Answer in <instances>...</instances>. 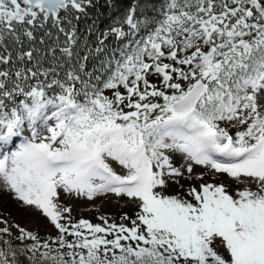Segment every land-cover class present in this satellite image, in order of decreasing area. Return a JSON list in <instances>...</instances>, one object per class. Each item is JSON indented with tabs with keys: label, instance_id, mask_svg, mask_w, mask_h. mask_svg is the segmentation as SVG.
Wrapping results in <instances>:
<instances>
[{
	"label": "snow or ice",
	"instance_id": "1",
	"mask_svg": "<svg viewBox=\"0 0 264 264\" xmlns=\"http://www.w3.org/2000/svg\"><path fill=\"white\" fill-rule=\"evenodd\" d=\"M0 194V264H264V0H0Z\"/></svg>",
	"mask_w": 264,
	"mask_h": 264
},
{
	"label": "rangeland",
	"instance_id": "2",
	"mask_svg": "<svg viewBox=\"0 0 264 264\" xmlns=\"http://www.w3.org/2000/svg\"><path fill=\"white\" fill-rule=\"evenodd\" d=\"M195 170L198 173L203 169L196 168ZM126 199L127 198L118 199L115 197H100L94 201H88L86 199L75 200L72 202L73 216L77 219L84 218L89 219L93 223H99V216L106 215L110 218H115L117 222H119V216L121 214L127 212L131 215L134 211V205L125 203ZM9 200L12 199L7 195L0 194V216L9 218L25 228L34 231L38 230L41 235H44L45 232L50 230V226L47 224V221L21 210L15 201L14 207L16 208L14 211H12V209H7L6 203Z\"/></svg>",
	"mask_w": 264,
	"mask_h": 264
},
{
	"label": "bare ground",
	"instance_id": "3",
	"mask_svg": "<svg viewBox=\"0 0 264 264\" xmlns=\"http://www.w3.org/2000/svg\"><path fill=\"white\" fill-rule=\"evenodd\" d=\"M196 168H202V167H196ZM225 182H230V181H225ZM14 206H15V202L14 201H12V200L7 201V203H6L7 209H12V211H14V209L16 208Z\"/></svg>",
	"mask_w": 264,
	"mask_h": 264
}]
</instances>
